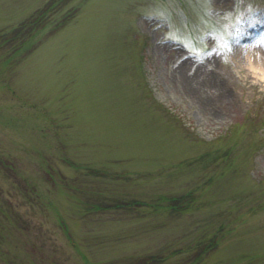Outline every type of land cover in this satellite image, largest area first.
I'll return each instance as SVG.
<instances>
[{
  "label": "rangeland",
  "instance_id": "rangeland-1",
  "mask_svg": "<svg viewBox=\"0 0 264 264\" xmlns=\"http://www.w3.org/2000/svg\"><path fill=\"white\" fill-rule=\"evenodd\" d=\"M253 45L264 0H0V264H264Z\"/></svg>",
  "mask_w": 264,
  "mask_h": 264
},
{
  "label": "bare ground",
  "instance_id": "bare-ground-1",
  "mask_svg": "<svg viewBox=\"0 0 264 264\" xmlns=\"http://www.w3.org/2000/svg\"><path fill=\"white\" fill-rule=\"evenodd\" d=\"M257 47V48H256ZM249 50H250V56H251V59H252V62L254 63V64H252L253 66H252V68L254 69V70H262L261 68L262 67H264V60L262 61V62H260V61H257L256 63H255V60L258 58L257 57V53H259L258 52V46L256 45V46H252V47H250L249 48ZM259 55V54H258ZM258 60V59H257Z\"/></svg>",
  "mask_w": 264,
  "mask_h": 264
}]
</instances>
